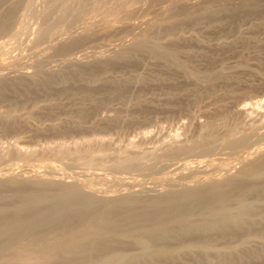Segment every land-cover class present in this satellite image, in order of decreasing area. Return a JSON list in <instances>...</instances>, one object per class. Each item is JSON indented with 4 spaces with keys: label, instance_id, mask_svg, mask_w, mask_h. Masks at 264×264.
<instances>
[{
    "label": "rangeland",
    "instance_id": "374dc122",
    "mask_svg": "<svg viewBox=\"0 0 264 264\" xmlns=\"http://www.w3.org/2000/svg\"><path fill=\"white\" fill-rule=\"evenodd\" d=\"M0 264H264V0H0Z\"/></svg>",
    "mask_w": 264,
    "mask_h": 264
},
{
    "label": "bare ground",
    "instance_id": "6f19581e",
    "mask_svg": "<svg viewBox=\"0 0 264 264\" xmlns=\"http://www.w3.org/2000/svg\"><path fill=\"white\" fill-rule=\"evenodd\" d=\"M242 111H243V110H242ZM260 169H261V168H260ZM259 172H260V171H259ZM256 189H257V188H256ZM259 191H260V190H259ZM242 199H243V198H242ZM240 201H241V200H240ZM218 202H219V201H218ZM220 203H221V202H220ZM235 203H236V202H235ZM214 206H215V205H214ZM213 208H214V207H213ZM219 208H220V207H219ZM209 211H210V210H209ZM213 212H214V211H213ZM232 212H234V211H232ZM216 214H217V213H216ZM216 214H215V215H216ZM212 217H213V216H212ZM203 218H204V217H203ZM203 218H202V219H203ZM216 218H217V217H216ZM226 218H227V217H226ZM205 219H206V218H205ZM230 219H231V218H230ZM232 219H233V218H232ZM214 222H215V221H214ZM211 223H212V222H211Z\"/></svg>",
    "mask_w": 264,
    "mask_h": 264
}]
</instances>
